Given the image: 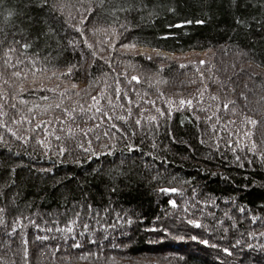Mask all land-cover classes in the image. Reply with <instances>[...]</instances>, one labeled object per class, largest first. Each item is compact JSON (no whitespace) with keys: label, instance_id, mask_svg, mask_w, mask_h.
Wrapping results in <instances>:
<instances>
[{"label":"trees","instance_id":"16d2710c","mask_svg":"<svg viewBox=\"0 0 264 264\" xmlns=\"http://www.w3.org/2000/svg\"><path fill=\"white\" fill-rule=\"evenodd\" d=\"M37 20L59 43H12ZM0 28V264H264V0H0Z\"/></svg>","mask_w":264,"mask_h":264},{"label":"snow or ice","instance_id":"6c2138e0","mask_svg":"<svg viewBox=\"0 0 264 264\" xmlns=\"http://www.w3.org/2000/svg\"><path fill=\"white\" fill-rule=\"evenodd\" d=\"M36 5L37 7H40V8H44V7H48L49 6V0H36ZM9 15H11V13H9ZM29 19H31V17H29ZM199 23H203V21H199ZM236 23L237 24H241L242 21H240L239 19L236 20ZM36 25L38 26V31L36 32L35 36L33 37L32 40L28 41V42H21L20 40H15L14 44H18L20 45L21 48L27 50V49H30L32 48L33 46V43L36 41V40H39L41 39V37L44 38V43L47 44L50 40H53L55 39L56 40V43H59V34L57 33L56 31V28L53 26L52 23H49L48 20H44V21H41V20H37L36 21ZM0 32H3V29L0 28ZM4 47V40L3 39H0V48H3ZM16 51V48L15 47H8L7 48V52L4 53L5 56H7V59L8 61H11V56L8 55V53L10 52H15ZM35 55H39L38 52L35 53ZM203 63V62H201ZM11 66H15V65H11ZM15 75L19 76L20 73L17 72L15 73ZM132 80H135L137 81V83H139V79L135 76L132 77ZM46 98V97H45ZM215 99V97H214ZM93 100L96 101V104L99 103L98 100H96L95 97H93ZM180 105H184V104H187L188 106H191L192 104V101L191 100H180L179 101ZM95 106V105H93ZM57 107H59V105H57ZM225 107H227V105H225ZM97 111L99 112L100 109L97 108ZM157 111H159V109H157ZM164 113L161 112V115H163ZM103 116H105L107 119H111L112 117L109 116V114L107 112H104L103 113ZM120 119H124L123 117H120ZM153 120H155V117H152ZM137 124L140 123V120L138 119L136 121ZM248 123L254 128L259 122L256 121V120H249ZM0 127H2V125H0ZM113 127H116L115 124H113ZM63 131V129H61ZM119 130V129H117ZM246 135H253L254 133L251 132V130H249L248 132L245 133ZM57 139H59V137H57ZM162 191H169L168 189H162ZM174 191V190H173ZM4 211L3 208H0V212ZM197 227H199V225H197ZM39 238V237H38ZM40 239H46V238H40ZM205 244H207L208 242L207 241H204ZM79 246V245H77ZM227 251V250H225ZM230 254V253H229Z\"/></svg>","mask_w":264,"mask_h":264},{"label":"rangeland","instance_id":"374dc122","mask_svg":"<svg viewBox=\"0 0 264 264\" xmlns=\"http://www.w3.org/2000/svg\"><path fill=\"white\" fill-rule=\"evenodd\" d=\"M144 52H145V53H151V52H149V51H144V50H142V49L140 50V53H144Z\"/></svg>","mask_w":264,"mask_h":264}]
</instances>
